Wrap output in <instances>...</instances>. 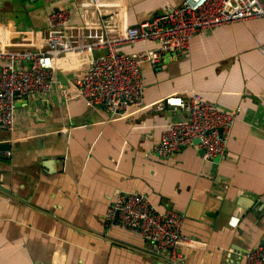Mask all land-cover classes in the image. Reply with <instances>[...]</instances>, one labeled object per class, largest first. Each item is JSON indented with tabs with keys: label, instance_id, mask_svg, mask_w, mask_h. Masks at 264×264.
Here are the masks:
<instances>
[{
	"label": "crops",
	"instance_id": "1",
	"mask_svg": "<svg viewBox=\"0 0 264 264\" xmlns=\"http://www.w3.org/2000/svg\"><path fill=\"white\" fill-rule=\"evenodd\" d=\"M81 1L0 0V25L10 31L12 48L32 50L17 32L44 36L46 16L60 9L78 26ZM103 1L117 4L116 23L125 16L136 26L183 0ZM16 14L25 19L23 28ZM145 46L120 50L155 48ZM141 74L144 108L114 116L63 95L65 74L49 93L16 103L14 130H0V264H163L152 243L105 219L122 192L147 196L157 211H175L183 234L205 243L179 247V264H243L238 254L262 240L264 19L195 33L190 50L163 54ZM195 91L236 116L224 154L204 161L192 144L157 157L161 132L186 112L154 106Z\"/></svg>",
	"mask_w": 264,
	"mask_h": 264
},
{
	"label": "built area",
	"instance_id": "2",
	"mask_svg": "<svg viewBox=\"0 0 264 264\" xmlns=\"http://www.w3.org/2000/svg\"><path fill=\"white\" fill-rule=\"evenodd\" d=\"M116 6L103 0L81 1L82 21L75 27L68 9L52 10L46 16L44 36L31 29L17 32L32 50L12 48L10 31L0 25V130L12 132L16 103L59 87L60 74L68 75L62 94L82 100L90 108L102 107L109 116L129 108L143 109L144 64L155 66L163 54L190 50L195 33L264 19V0H183L165 15L136 26H129L125 16L116 23ZM149 42L154 49L133 54L120 50L123 45ZM98 51L103 54L96 57ZM164 108L183 110L186 117L161 132L154 155L166 158L195 140H199L196 146L203 150L204 161L224 154L235 115L220 110L196 91L187 99L167 96L154 106L156 111ZM105 219L152 243L163 253V264H179L181 246H205L183 234L181 215L173 210L157 211L143 194H117ZM238 256L243 264H264V236Z\"/></svg>",
	"mask_w": 264,
	"mask_h": 264
},
{
	"label": "water",
	"instance_id": "3",
	"mask_svg": "<svg viewBox=\"0 0 264 264\" xmlns=\"http://www.w3.org/2000/svg\"><path fill=\"white\" fill-rule=\"evenodd\" d=\"M14 18L17 20V23H18V27H19V28H23V27L26 25V23H25V19H24V18H20V17H18L17 14H16V16H14ZM198 143H199V140H195V141L193 142V144H195V145H197ZM6 146H7V145H6ZM199 155H200V156L203 155V150H202V149L199 150ZM214 161H217V159H215Z\"/></svg>",
	"mask_w": 264,
	"mask_h": 264
}]
</instances>
